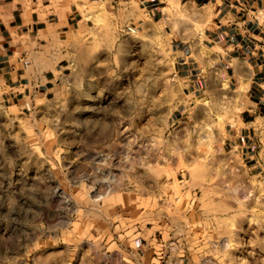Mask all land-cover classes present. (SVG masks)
Masks as SVG:
<instances>
[{"label":"rangeland","instance_id":"rangeland-1","mask_svg":"<svg viewBox=\"0 0 264 264\" xmlns=\"http://www.w3.org/2000/svg\"><path fill=\"white\" fill-rule=\"evenodd\" d=\"M177 11L175 35L202 40L205 24H193L204 11ZM128 26L98 11L74 37L59 92L29 110L9 107L0 89V264H56L69 245L80 249L75 264H131L92 245L102 239L95 199L110 192L95 188L102 181L118 183L129 205L135 188L151 191L145 218L171 263L264 264V123L249 152L231 149L243 105L215 62L192 98L176 76L172 31ZM111 217L113 231L121 217Z\"/></svg>","mask_w":264,"mask_h":264},{"label":"crops","instance_id":"crops-1","mask_svg":"<svg viewBox=\"0 0 264 264\" xmlns=\"http://www.w3.org/2000/svg\"><path fill=\"white\" fill-rule=\"evenodd\" d=\"M178 8L204 11L199 17L205 24L202 40L175 35L169 17ZM102 10L137 30L164 24L172 31L176 76L186 82L184 92L192 98L205 87L204 67L212 59L222 80L240 93L243 105L227 145L249 152L255 128L264 123V0H0V89L9 107L29 110L59 92L77 59L74 37ZM187 103L181 101L178 109L187 110ZM95 188H110L108 203L104 196L95 199L103 200L94 218L101 224L102 239L92 245L101 254L130 259L131 264H174L157 244L158 227L145 218L150 190L135 188L138 203L129 205L121 201L125 191L115 181L96 182ZM112 211L121 217L113 231L110 225L118 219L111 217ZM67 249L70 256L56 264H75L76 255L80 261V249Z\"/></svg>","mask_w":264,"mask_h":264},{"label":"bare ground","instance_id":"bare-ground-1","mask_svg":"<svg viewBox=\"0 0 264 264\" xmlns=\"http://www.w3.org/2000/svg\"><path fill=\"white\" fill-rule=\"evenodd\" d=\"M193 16L198 17V16H199V13H195V12H194ZM200 23H201V22H200ZM200 23H199L198 18H197V20H195V22H194V24H193L195 30H199V29L201 28V27H200ZM205 53L207 54L206 51L204 52V54H205ZM220 119H221V118H220Z\"/></svg>","mask_w":264,"mask_h":264},{"label":"built area","instance_id":"built-area-1","mask_svg":"<svg viewBox=\"0 0 264 264\" xmlns=\"http://www.w3.org/2000/svg\"><path fill=\"white\" fill-rule=\"evenodd\" d=\"M128 30H129V31H131V32H135L136 28H135V27H132V26H130V27H128Z\"/></svg>","mask_w":264,"mask_h":264}]
</instances>
